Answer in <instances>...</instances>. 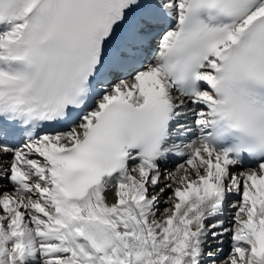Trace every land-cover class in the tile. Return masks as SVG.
<instances>
[{
    "label": "snow or ice",
    "instance_id": "snow-or-ice-1",
    "mask_svg": "<svg viewBox=\"0 0 264 264\" xmlns=\"http://www.w3.org/2000/svg\"><path fill=\"white\" fill-rule=\"evenodd\" d=\"M0 264H264V0H0Z\"/></svg>",
    "mask_w": 264,
    "mask_h": 264
},
{
    "label": "bare ground",
    "instance_id": "bare-ground-1",
    "mask_svg": "<svg viewBox=\"0 0 264 264\" xmlns=\"http://www.w3.org/2000/svg\"><path fill=\"white\" fill-rule=\"evenodd\" d=\"M228 247L227 243L225 244V249Z\"/></svg>",
    "mask_w": 264,
    "mask_h": 264
}]
</instances>
